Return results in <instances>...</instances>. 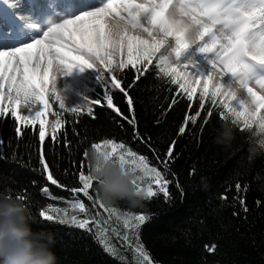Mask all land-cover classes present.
I'll use <instances>...</instances> for the list:
<instances>
[{"label":"snow or ice","instance_id":"obj_1","mask_svg":"<svg viewBox=\"0 0 264 264\" xmlns=\"http://www.w3.org/2000/svg\"><path fill=\"white\" fill-rule=\"evenodd\" d=\"M26 3L27 0H19L17 4L6 6L25 8ZM113 20L126 25L118 35L112 29ZM3 23L0 18V117L10 115L21 125L16 129L21 135L22 128L38 125L40 162L46 180L73 194L82 193L104 213L110 215L115 208L97 202L95 192L90 194L95 182L91 179L90 164L86 174L81 162L80 186L67 188L55 177L45 159L46 138L50 136L56 142V133L64 126L61 111H84L95 118L94 106L112 109L133 128V139L143 140L137 130L134 98L129 89L151 69L158 78H167L169 85L176 88L169 108L179 97L189 101L190 108L191 102H197L192 115L186 114L179 134H184L189 124H195L202 112L201 126L208 123L213 111L211 107L205 110L206 103L224 110L219 113L222 120L228 119V113L233 117V124L242 123L241 130L251 129L253 124L264 130V0H52L38 14L32 9L10 13L7 33L3 31ZM129 28L146 36L132 34ZM77 69L80 72L92 70L102 93L86 98L83 105L66 106V90H57L56 73L59 70L68 77ZM127 69L135 70V74L133 81L126 85L118 73ZM111 90L124 95L129 114L117 106ZM50 97L61 111H54ZM36 105L40 107L33 111ZM21 107H27L29 114H22ZM50 113L56 117L51 125ZM120 127L123 128V123ZM260 143L264 146V140ZM102 145L110 149L126 169L140 170L142 175L136 176L137 182L150 178L159 193L170 198L168 169L162 172L150 166L147 156L138 155L124 142L111 138L95 142L91 147ZM174 147L175 142L165 153L167 159L157 156L162 165L170 164ZM83 156L88 157L87 149ZM255 179L261 177L257 175ZM235 187L239 193L240 183ZM146 190L148 198L157 196L151 184ZM16 191V198L27 202L26 190L24 195ZM40 191L53 201L64 199L50 193L48 186ZM6 197L12 199L11 195ZM240 203L243 206V199ZM74 207L82 213L88 212V218H71L75 227L92 231L100 223L99 214L94 209L88 210L83 200L77 201ZM59 211L49 204L39 211V216L42 221L68 224L69 220L59 216ZM63 211L67 213L68 209ZM146 219L144 214H128L124 224L139 229ZM122 239L127 241L128 237L125 235ZM137 250L143 261L152 264L143 245ZM214 250L215 245L209 248V251Z\"/></svg>","mask_w":264,"mask_h":264},{"label":"trees","instance_id":"obj_2","mask_svg":"<svg viewBox=\"0 0 264 264\" xmlns=\"http://www.w3.org/2000/svg\"><path fill=\"white\" fill-rule=\"evenodd\" d=\"M122 74L127 85L133 81L135 70H122ZM175 91L167 78H158L151 69L129 89L134 98L137 130L143 140L133 139V128L112 109L94 106L95 118H91L84 111H61L50 97L54 111H61L64 126L56 133V142L50 136L46 138L44 156L55 177L67 188L80 186L81 162L87 174L89 160L83 156L84 151L108 138L147 156L150 166L162 172L169 170L166 175L171 181L170 198L159 193L158 186L146 177L138 184L145 189L151 184L157 196H146L138 206L119 201L107 206L115 208L110 215L82 193L73 194L46 180L40 162L38 125L22 128L21 135L16 131L21 127L17 121L10 115L0 117V195L17 199L16 190L20 195L26 190V203L36 220L33 227L56 235L54 251L59 264H147L137 250L140 245L149 253L152 264H264V146L260 143L264 130L258 124L241 130L242 123L233 124L228 113V119L222 120L219 113L224 110L206 103L205 110L211 107L213 111L208 123L201 126L202 112L181 135L178 130L186 114L195 111L197 102H191L190 108V102L179 97L169 108ZM95 92L102 93L97 84ZM110 94L117 106L129 114L124 95L118 90H111ZM225 124L233 129L234 139L227 145L218 144L215 138ZM173 142L174 158L170 164L162 165L161 159H167L165 153ZM135 175L142 173L137 169ZM257 175L260 180L255 179ZM237 183L241 185L239 193ZM43 186L64 199L53 201L43 196ZM93 192L94 199L101 201L95 182L90 194ZM79 200L99 214L100 223L92 231L71 224L73 216L77 220L88 218L87 211L82 213L74 207ZM49 204L59 209L58 215L69 223L42 221L39 211ZM128 214H144L148 219L139 229H133L124 224ZM125 235L127 241L122 239ZM213 245L215 250L209 251Z\"/></svg>","mask_w":264,"mask_h":264},{"label":"clouds","instance_id":"obj_3","mask_svg":"<svg viewBox=\"0 0 264 264\" xmlns=\"http://www.w3.org/2000/svg\"><path fill=\"white\" fill-rule=\"evenodd\" d=\"M126 25L112 21V29L118 35ZM234 131L223 125L215 138L218 144H230ZM91 179L96 182L100 200L111 206L127 201L132 206L140 205L147 196L141 189L134 171L126 169L105 147L88 150ZM36 220L29 205L19 199L0 195V264H59L54 251L56 235L51 231L36 230Z\"/></svg>","mask_w":264,"mask_h":264},{"label":"rangeland","instance_id":"obj_4","mask_svg":"<svg viewBox=\"0 0 264 264\" xmlns=\"http://www.w3.org/2000/svg\"><path fill=\"white\" fill-rule=\"evenodd\" d=\"M6 2H7V4L12 5V4H17L19 2V0H0V5L1 4L5 5ZM48 2H50V1L49 0H27L25 8H15V9L19 13H25L28 11V9H32L33 12L38 14L40 11H42L44 9V7H46V4ZM4 8L5 7H3L2 10ZM129 31L132 34L146 36V34L139 32L138 30H133V29L129 28ZM58 73H56L57 90L58 91L62 90V88H64L66 90V92H65V94L67 96L66 106L68 104L71 106L83 105L86 102V98H91V97L95 98L96 97L95 74L93 73L92 70L80 72L77 69V70H74L73 74L68 76V77H64L62 72H61V74L60 73L58 74ZM118 75L123 78L122 71L120 73H118ZM77 85H81V86L78 87ZM38 107H40V106L36 105L33 107L32 110L34 111ZM21 113L24 115H27V114H29V109L27 107H21ZM54 120H55L54 116L50 113L49 114L50 125L54 122ZM49 131L51 132V127H49ZM151 182H153V181H151Z\"/></svg>","mask_w":264,"mask_h":264},{"label":"bare ground","instance_id":"obj_5","mask_svg":"<svg viewBox=\"0 0 264 264\" xmlns=\"http://www.w3.org/2000/svg\"><path fill=\"white\" fill-rule=\"evenodd\" d=\"M49 1L52 2V0H49ZM6 5H9V4H7V2H6L5 5H3V4L0 5V18H2L4 21L2 27H3V31L5 33L8 32V27H9L8 20H9L10 13L17 12V10L15 8H9ZM3 7H5V8L2 10ZM25 38H27V36ZM58 72H59V70H57V73ZM59 73L61 74V72H59Z\"/></svg>","mask_w":264,"mask_h":264}]
</instances>
